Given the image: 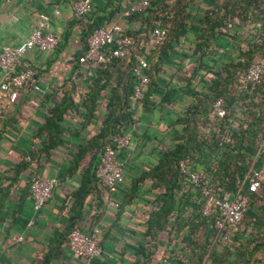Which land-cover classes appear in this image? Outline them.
<instances>
[{
	"label": "crops",
	"instance_id": "1",
	"mask_svg": "<svg viewBox=\"0 0 264 264\" xmlns=\"http://www.w3.org/2000/svg\"><path fill=\"white\" fill-rule=\"evenodd\" d=\"M89 1L95 8L93 14L97 16L98 13L105 14L118 5L120 0H112V5L109 4L110 0ZM231 1L234 0H188V60L191 62L188 65V84H191L188 103L192 99L191 93L202 90L203 81L212 78V70L219 69L223 63L235 61L237 48L244 47L243 39L250 40L257 31V19L244 12L243 3L236 1L233 18H230L226 9L230 8ZM129 2L121 0L119 7L124 11ZM54 10L57 12L54 13ZM239 12L243 14L236 16ZM40 13L49 15V30L56 36L57 45L51 52L31 50L20 59L18 69L29 67L36 74L18 91L16 101L4 109L0 119V264H38L41 254L53 255L47 264H140L144 261L138 249L140 244L146 251L152 250L147 264H184L188 258V250L184 249L181 241L185 232H175L170 228L175 224L174 216L168 218L165 228L155 232V248L148 245L147 240L152 238L144 234L146 219L148 213L159 206L155 201L159 190L152 189L146 179L139 182L135 189L132 183L146 171L148 165L160 158L162 151L173 145L174 140L169 139L164 146V132L165 135L169 134L168 127H174L172 123L180 116L181 111L177 114L172 112L171 117L164 120L157 119L160 118V110H168L166 107L170 104L163 103V95L160 94L162 89L157 91L154 87L147 103L139 104L137 110L139 123L141 121L143 127L135 135L137 147L125 158L124 183L113 196L117 206L109 201L99 185L94 184L84 197L82 206L76 207L73 193L78 188L82 173L93 161V150L85 151L71 173L65 171L71 166L80 145H84L98 132L109 88L101 91L102 98L96 111L84 123L81 109L75 104L76 95L67 90L66 81L74 67L75 58L85 48V41L80 38V33L85 28L86 18L76 17L67 0H0V45L15 46L23 41L31 30L35 17ZM115 14L113 22H118L125 29L140 27L139 20L127 22L121 13ZM148 17L146 13L142 14V21H146ZM213 23L218 25L213 26L212 36L204 44V31ZM220 35L221 38H218ZM222 38H226V44ZM215 44L223 48L217 49ZM225 50L231 57L224 59L222 53ZM208 51L215 53V56L207 59ZM1 78L0 72V80ZM193 81L196 83L193 84ZM33 85H37L39 90H34ZM68 95L73 102L58 122L57 143L44 149L49 137L43 130L45 118L60 99ZM150 102L153 104L150 105ZM149 108L152 117L147 116ZM148 117L152 118L153 128L158 122L167 121L160 138L148 126ZM147 135L149 137L146 138ZM149 138L153 151L150 150L147 154L136 151L141 149L142 144H148ZM162 144L163 149L159 152L155 146ZM154 151L158 152L155 154ZM154 154L157 155L156 158ZM97 159L98 155L92 164ZM150 160L153 162H144ZM253 160L252 157L250 164ZM33 174L53 176L57 183L50 198L35 215L28 192L29 178ZM262 183L260 194L263 198L255 203L254 214L250 215L248 221L244 217L229 233V241L237 248L234 251L229 249L230 255L225 262L242 264L245 258L248 259L247 256H240L244 248L249 250V254L252 253L249 264H253L254 258L264 261V244H260L264 242V178ZM175 208L188 210V215L191 209L183 207L182 203L174 204ZM77 213L80 229L88 231L95 228L98 231L102 252L99 258L90 263L72 257L65 248L70 217L77 216ZM29 220H32L30 225ZM214 251L219 254L224 252L217 246Z\"/></svg>",
	"mask_w": 264,
	"mask_h": 264
},
{
	"label": "trees",
	"instance_id": "2",
	"mask_svg": "<svg viewBox=\"0 0 264 264\" xmlns=\"http://www.w3.org/2000/svg\"><path fill=\"white\" fill-rule=\"evenodd\" d=\"M180 1L186 2L187 0H148L149 5L146 14L149 17L143 22L142 13L131 14L126 12V9L123 11L122 7H119L120 0L118 5L113 6L105 14L98 13L95 16L92 12L86 16L85 28L80 33V38L85 41L89 29L113 22L116 17L115 13H121L127 22L137 20L141 22L140 27L136 29H125L126 34L135 37L141 33L143 27H148L149 21L156 17L159 11L166 10L167 14L163 18L166 37L160 47L153 50L148 57L149 64L152 59L156 58L155 66H157L160 62L159 60H161L160 57L165 55L167 41L169 39L174 40L172 38L177 37L179 30L186 24L184 19L176 18L179 15V11L182 12L183 10L182 6L178 7ZM236 1L244 4L243 10L247 12V15L250 17L254 16L253 18L257 19V23L260 21L263 12L262 0L231 1L229 4L230 8L226 9L230 18H233ZM109 4H113L112 0L109 1ZM171 4L175 5L174 13L171 10ZM226 6L227 3H225L224 7ZM92 7L94 8V5ZM242 14V12H239L236 16ZM168 21L173 23V25L169 27L166 24ZM213 24H209L204 31L206 33L202 37L204 44L212 36L213 26L218 25L216 23ZM243 43L244 47L237 48L238 52L235 61L223 63L219 69L212 70L213 76L210 80L203 81V89L195 90L191 93V101L172 123V126L178 127L177 130H173V145L162 151L160 158L154 164L148 165L146 171L132 181L133 189L139 182L146 179L150 182L152 189L159 190L155 195V201L159 206L151 210L146 219L144 234L152 238L147 240L149 242L148 245L155 248V232L165 228L168 218L174 216L173 222L175 224L171 225L170 228L174 229L175 232H180L181 230L185 232L181 241L184 249L188 250V258L184 264H214L212 260L215 258L219 261L227 258L229 254L225 252L226 247L228 250L231 248L236 250L237 248L235 245L233 246V242L229 241L226 244H221L215 239V230L212 226L215 213L212 212L207 216L201 214L203 201L199 199L197 194L195 196L192 195L189 189L184 186L183 176L179 170L178 163L185 161L193 168L205 170L209 174L213 187L222 186L231 194L235 193L238 186H241L242 191H245L246 166L251 162L252 157L254 160L250 165L258 166L259 160L256 158V149L257 147L259 148V142H261L264 135L263 127H260L261 121L264 119V112L262 113L261 108L255 106L249 107V105H252L254 97H259V95L260 97L262 95L259 98L261 105L264 104V69L258 83L243 91L239 89L238 85L245 69L251 62L260 60L264 67V26L257 27V31L252 34L250 40L243 39ZM162 52L163 54H161ZM75 68L76 62L67 77V81ZM149 69L147 70L149 84L143 93L140 103L148 101L149 96L153 93V88L156 86ZM91 71L92 74L86 80L78 77L75 84L66 83L68 85L67 90L76 95L77 101H75V104L81 109L84 123L89 121L96 111L97 104L102 98L100 96L101 91L109 88V94L105 97L104 103L105 113L99 124L98 132L91 136L84 145H80L71 166L65 171L66 173H71L78 165L79 159L85 151L93 150V161L88 164L82 173L78 188L73 193V202L78 208L82 206L83 199L91 187L96 184L93 169L97 160L95 164H92L95 157L99 155L106 143H112L111 139L115 134L120 133L132 123V115L135 113L131 109L133 81L130 75V63L116 59L105 67L95 66ZM77 88L81 90L78 91ZM68 97L70 95L62 97L56 107L51 109L45 118L43 130L48 133L49 137L44 149L51 148L57 143L58 122L62 119L66 108L71 107L73 102L72 97L70 99ZM217 98L223 99L225 110V115L220 118L211 114L212 103ZM136 117L139 119V115ZM259 130L262 133L261 138L257 136ZM262 188L263 183L261 182L257 191L247 192L248 209L245 216L256 202L262 200L263 196L260 194ZM180 203H182L183 207L191 208L189 215H181L182 209H174V204L178 205ZM76 215L75 217H70L66 235L72 227H79L77 218L79 215L78 213ZM199 231L200 236L195 239V232ZM262 243L264 244V242L260 244ZM216 246L223 249L224 252L219 254L214 251ZM253 248L254 250L256 249V247ZM138 249L142 257H144V261L140 264H147L152 250L146 251L142 244L139 245ZM240 253L241 257H248V259L245 258L242 261V264H249L252 253L249 254L247 248H244ZM52 257L53 255L41 254V260L38 261V264H47ZM206 259L209 260L206 261ZM253 261V264H264V261L256 258ZM228 264L239 263L230 262Z\"/></svg>",
	"mask_w": 264,
	"mask_h": 264
},
{
	"label": "built area",
	"instance_id": "3",
	"mask_svg": "<svg viewBox=\"0 0 264 264\" xmlns=\"http://www.w3.org/2000/svg\"><path fill=\"white\" fill-rule=\"evenodd\" d=\"M73 14L83 18L93 12L89 0H67ZM148 0H135L126 7L128 13H146ZM263 12L257 27L264 26V0ZM57 11L54 10V13ZM167 11L161 10L156 17L149 21L148 27H143L137 36L125 33L124 26L118 22L108 25L94 26L89 29L85 37V48L76 58V68L70 75L67 84L76 83L78 77L86 80L95 66L105 67L113 60L119 59L130 63L132 78L131 109L132 123L120 133L112 137V143H106L98 155L93 169L96 184L107 194L109 201L117 206L113 196L125 179V158L136 147V132L139 128V119L136 117L143 93L149 84L147 70L148 57L153 50L160 47L166 37L163 18ZM50 17L40 13L35 17L32 28L26 38L15 46L0 45V119L4 109L13 104L18 91L30 82L35 71L29 67L18 69L20 59L29 51L51 52L57 45L56 36L49 30ZM263 63L260 60L251 62L245 69L240 81L239 89L246 90L260 81L263 73ZM34 90H39L33 85ZM80 91V88H77ZM211 114L215 117L225 115L223 99L217 98L211 106ZM258 166H251L245 176L246 188L242 191L238 186L231 194L222 186H212L209 174L203 169H196L185 161L178 163L183 176V184L192 195H198L203 201L201 214L207 216L214 212L213 228L215 239L221 243L229 242V233L237 227L248 209L247 192H255L264 178V135L256 154ZM56 179L53 176L33 174L28 182V192L31 200L33 214H37L50 198ZM32 220L28 221V225ZM65 248L70 255L85 263L101 256V247L98 240V231L91 228L84 231L79 227H72L66 235Z\"/></svg>",
	"mask_w": 264,
	"mask_h": 264
},
{
	"label": "rangeland",
	"instance_id": "4",
	"mask_svg": "<svg viewBox=\"0 0 264 264\" xmlns=\"http://www.w3.org/2000/svg\"><path fill=\"white\" fill-rule=\"evenodd\" d=\"M181 6L183 7V10H182V12L179 11V15L176 18L177 19H179V18L184 19L186 21L185 26L179 30L177 37L172 38L174 40L169 39L167 41V45L165 46V49H166L165 55H162L160 57L161 60H159L160 62L157 64V66H155L156 58L152 59L150 61V64H149V68H150L149 72L152 73L153 79L156 82V86H155L157 88L156 90L158 91V90L162 89L160 94L163 95V100H164L163 103H166L167 105L170 104V106L168 105L166 107V109H168V110H165V108L160 110L161 111L160 118L157 117V119H160V120H164L168 117H171L170 115L172 112H176L175 114H177L178 112L182 111L183 108L186 107V105L188 104V100L190 99V97H188V92H189L188 89L191 86V84H188L189 83L188 82V65L191 64V62L188 60V0L186 2L180 1L178 7H181ZM171 10L173 11V13L175 12V5L171 4ZM170 21H171V19H170ZM170 21H168L166 23L169 25V27L171 25H173V23H171ZM218 38H221V35L218 36ZM222 39H223V43L226 44V41H225L226 38H222ZM234 41H235V39H234ZM215 46L217 49L223 48L219 44H215ZM161 54H163V52ZM206 55H207L206 56L207 59H209L211 57L213 58L215 56V53L208 51ZM222 55L224 56V59L231 57V54L227 53V50H225L224 53H222ZM194 83H196V82L193 81V84ZM261 97H262V95H261ZM261 97H260V95H259V97L258 96L254 97V101L252 102L251 106L249 105V107L255 106L257 108H261L262 113H263L264 112V104L261 105L260 100H259V98H261ZM167 99H168V101H165ZM263 101H264V94H263ZM144 103H147V102H144ZM149 104L152 105L153 103L150 102ZM260 105H261V107H260ZM241 108H242V106H241ZM143 111H144V109H143ZM143 111H142V113H143ZM147 112H148L147 116L152 117V112H151L150 108H149V111H147ZM137 115H139V111L137 112ZM151 117L150 118L148 117V119H149L148 120V123H149L148 126L160 138V136H161L160 133H163L164 129H166L164 123H166L167 121L164 123H162L160 121V123L158 122V124H155V126L153 128V123H151V119H152ZM142 127H143L142 122L140 121L139 128H138L139 132L142 130ZM260 127L261 128L263 127V130H264V119L261 121ZM177 129H178V127H176V126L175 127H168V130H170L169 134L165 135V132H164V139H163V141H165L164 146L167 145V143L170 141L169 139H171L173 141L174 133L172 134V132H174ZM168 135H170V137ZM261 135H262V133L259 130L258 135H257L258 138L259 137L261 138ZM140 137H142V136H140ZM147 137H149V135H147L146 138ZM140 139H142V138H140ZM140 139L137 140L138 143H139ZM150 139L151 138H149L148 144H146V143L142 144L141 149L136 150V151H139V153L142 152L144 154L150 153V150L153 151V148H151L152 146H150V144H151ZM155 147L158 148L159 152H161L163 149V144L161 146L156 145ZM257 151H258V147L256 149V154H257ZM154 153H155V151H154ZM155 154H154V157L156 158L157 155H155ZM144 162L150 163L153 161L150 160V161H144ZM140 165H142V164H140ZM144 165H146V164H144ZM250 167H251V165H250V163H248L246 166V173ZM141 200H143V198H141ZM254 207L252 208L253 212L252 211L250 213L248 212L247 215L245 216L247 218L246 221H248V219H249V217H251L250 215H252V213L254 214ZM182 211L183 212H181V215L182 214L183 215L188 214V210H186V211L182 210ZM195 233H196L195 239L199 238L200 231L195 232ZM223 248H225V247H223ZM225 249L227 250V251L226 250L225 251L227 253H229L228 248L226 247ZM208 260L209 259H206V261H208ZM224 260L219 261L217 258H215L212 260V262L214 264H217V263L228 264L229 263V262H225Z\"/></svg>",
	"mask_w": 264,
	"mask_h": 264
}]
</instances>
